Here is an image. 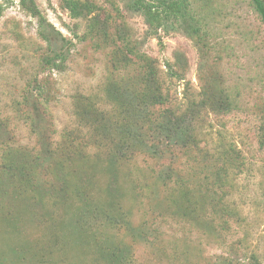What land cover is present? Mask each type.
<instances>
[{"label":"rangeland","instance_id":"obj_1","mask_svg":"<svg viewBox=\"0 0 264 264\" xmlns=\"http://www.w3.org/2000/svg\"><path fill=\"white\" fill-rule=\"evenodd\" d=\"M83 1L87 18L0 0V264H264V26L249 0H191L200 32ZM138 54L168 101L137 98ZM229 145L243 164L219 176Z\"/></svg>","mask_w":264,"mask_h":264},{"label":"trees","instance_id":"obj_2","mask_svg":"<svg viewBox=\"0 0 264 264\" xmlns=\"http://www.w3.org/2000/svg\"><path fill=\"white\" fill-rule=\"evenodd\" d=\"M251 7L258 16L259 20L264 26V0H249ZM20 6L31 13V15L37 14V7L34 0H19ZM64 5L68 10L69 14L73 18L85 17L87 18L92 11L93 5L83 0H64ZM191 0H131L130 7L132 9L138 10L142 15L147 26L157 32L159 29L165 28L169 23L175 21H182L186 23L187 21H193L192 30L195 32H200L201 27L198 25L197 21L194 19V14L190 8ZM99 32V31H97ZM93 33L92 29L88 31V35L91 36ZM205 33V32H203ZM201 33V35H203ZM39 35L47 42L50 52L52 55H46L43 57V63L49 67L57 66L56 60L61 62L65 59L62 50L56 49V39L53 40L51 33L47 34L42 30H39ZM200 37V34L198 35ZM145 56V57H143ZM136 58L141 62L140 68L143 74V86L137 92V98L144 101L150 96L153 100L158 103H164L168 101V97L165 93L161 91L160 85H157L156 91L151 92L148 85L152 81H156L157 70L154 66V60L146 55L138 54ZM169 66V64H168ZM224 158L223 166L220 167V174H226L227 169L240 170L243 164V160L240 158L239 151L236 150L232 145L228 146L226 153L221 154ZM218 186H221L219 182H216ZM222 197H219V204H222ZM245 264V263H239ZM255 264V263H246Z\"/></svg>","mask_w":264,"mask_h":264}]
</instances>
